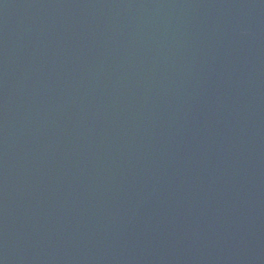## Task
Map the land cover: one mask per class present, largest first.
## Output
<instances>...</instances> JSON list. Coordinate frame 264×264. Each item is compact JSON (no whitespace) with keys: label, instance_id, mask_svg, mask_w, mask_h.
<instances>
[{"label":"water","instance_id":"1","mask_svg":"<svg viewBox=\"0 0 264 264\" xmlns=\"http://www.w3.org/2000/svg\"><path fill=\"white\" fill-rule=\"evenodd\" d=\"M0 264H264V0H0Z\"/></svg>","mask_w":264,"mask_h":264}]
</instances>
